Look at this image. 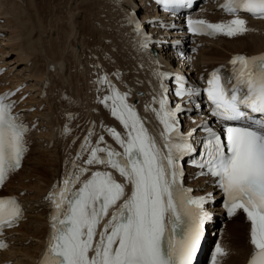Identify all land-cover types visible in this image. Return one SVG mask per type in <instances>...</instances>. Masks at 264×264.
<instances>
[{
	"label": "snow or ice",
	"instance_id": "1",
	"mask_svg": "<svg viewBox=\"0 0 264 264\" xmlns=\"http://www.w3.org/2000/svg\"><path fill=\"white\" fill-rule=\"evenodd\" d=\"M156 3L176 14L191 8L194 0ZM221 8L235 18L226 23L189 18L188 31L194 35L234 36L247 31L246 21L238 15L241 10L264 18V0H226ZM135 31L142 36L141 48L147 49L151 39L143 35L138 21ZM231 64V79L216 70L206 81L204 92L211 116L223 127L217 131L205 121L199 127L206 135L200 140L193 139L196 129L186 135L181 132L178 114L183 109L179 104L169 107L168 87L164 83L169 76L156 73L161 95L153 98L159 109L151 111L163 126V147L126 103L127 93L118 91L107 75L98 79L97 83L108 85L110 92L99 102L125 129L123 136L115 128L105 129L122 151L107 144L103 135L93 145L89 131L81 145V151L89 153L83 161L86 166L73 162V169L78 171L53 185L46 197L53 208L52 223L39 264H194L206 222L212 218L204 207L212 193L193 197L192 189L184 186L181 161L185 157H190L192 165L200 169L199 175L215 178L229 216L240 210L246 214L253 246L248 264H264V55L237 56ZM175 81L176 96L200 95V89H185L180 76ZM8 99L9 94L0 96V185L10 172L20 168L26 151L27 128L18 122L13 114L14 103ZM93 165L115 170L125 183L117 182L109 171L90 172ZM89 172L90 177L76 189L81 177ZM128 185L130 194L126 193ZM21 215L14 197L0 198V231L13 226ZM0 247L6 245L0 242ZM224 255L225 250L217 244L212 264H218V257Z\"/></svg>",
	"mask_w": 264,
	"mask_h": 264
},
{
	"label": "bare ground",
	"instance_id": "2",
	"mask_svg": "<svg viewBox=\"0 0 264 264\" xmlns=\"http://www.w3.org/2000/svg\"><path fill=\"white\" fill-rule=\"evenodd\" d=\"M210 2L218 4L217 0ZM224 2L226 0L222 1ZM132 7H136L142 20L149 22L150 32L156 40L152 50L157 56L152 51L142 50L139 43L130 39V17L127 18L125 13ZM201 13V17L211 22L227 21L210 8L202 10ZM170 22L172 21L157 13L148 0H0V90L16 93L12 96L19 100V105H14V115L29 110L26 112L27 120L17 115L18 122L27 128L24 142L29 156L23 167L5 185V195L20 197L26 206V214L20 228L10 231L9 236L8 233L5 235L14 246L11 247L12 250L5 252L6 258L3 262L36 264L43 250L47 232V211L43 209L41 200L48 189L61 178L60 145L54 144L51 147L50 140L55 128L61 122H72L71 118L82 123L83 131L75 133L78 135L76 141H72L71 137L65 139L73 151V158L76 150L80 151L82 166H86L83 161L89 153L82 152L81 145L89 131L92 132L93 145L103 135L106 143L112 146L107 138H113L105 131L106 128H115L122 136L126 135L123 125L111 115L109 108L99 102L110 92L108 85L95 86L96 79L107 75L117 90L124 86L130 91L127 98L131 101L126 99V103L135 109L149 134L163 147L160 137L163 126L155 120V113L151 109L158 108V103H153L154 97L159 99V79L156 73L176 64H180L182 71L185 69L184 60L173 51L174 42H183V51L191 54L197 50L198 45L199 52L192 77V82L196 84L203 83L211 68L225 67L228 58L234 54L253 55L264 51V21L246 18L247 31L234 36L217 34L214 40L202 42L198 37L185 36L182 28L170 29ZM177 24L181 26L182 22L178 21ZM81 59L88 61L92 70H81ZM10 64V70L14 69L16 74L22 76L10 77L3 73ZM112 64L129 72L124 80H119L116 84ZM55 74L60 78L61 85L56 87L53 83L51 87L57 91L61 87L70 93L72 103L67 109L57 110L56 97L45 88L49 78ZM136 92L141 93V96H137ZM79 96H83L80 101ZM21 100L26 103H20ZM8 102H13L12 98ZM83 103L87 109L86 116L77 118L75 114L69 120L67 113H77L76 106ZM203 115L207 116L206 112ZM32 127H39L47 132L36 135L29 131ZM119 151H122L120 147ZM29 164L31 166L27 167ZM96 170L112 172L117 182L125 183L124 179H118L119 173L111 168L102 165L90 166V172ZM90 172L84 180L90 177ZM188 182L194 188L195 194L204 193L200 191L203 180ZM130 190V185L126 186V193L130 194ZM210 190L214 189L204 191ZM109 218L110 215L105 217L98 233ZM225 226L226 230H222L219 240L226 255L218 257V264H244L253 249L247 239L250 225L243 224L238 216H234L223 228Z\"/></svg>",
	"mask_w": 264,
	"mask_h": 264
},
{
	"label": "rangeland",
	"instance_id": "3",
	"mask_svg": "<svg viewBox=\"0 0 264 264\" xmlns=\"http://www.w3.org/2000/svg\"><path fill=\"white\" fill-rule=\"evenodd\" d=\"M56 20H57V19H56ZM57 21H58V22H61V20H57ZM57 21H55V22H57ZM35 32L37 33L36 30H35ZM36 33H35V39H37V38H36V36H37ZM245 43H247V42H245ZM241 44H242V43H241ZM247 44H249V43H247ZM15 71H16V70H15ZM43 156H44V155H43ZM29 166H31V164L27 165V167H29ZM42 169H43V168H42ZM45 169H46V168H45ZM240 237H241V236H240V233H239V239H240ZM12 264H14V262H13Z\"/></svg>",
	"mask_w": 264,
	"mask_h": 264
}]
</instances>
